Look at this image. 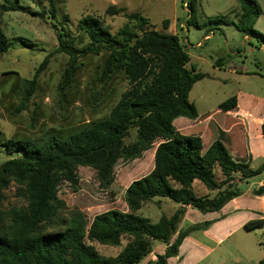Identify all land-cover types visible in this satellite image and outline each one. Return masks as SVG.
<instances>
[{
  "label": "trees",
  "instance_id": "16d2710c",
  "mask_svg": "<svg viewBox=\"0 0 264 264\" xmlns=\"http://www.w3.org/2000/svg\"><path fill=\"white\" fill-rule=\"evenodd\" d=\"M4 12L24 9L17 0H1ZM57 0H46L49 15H58ZM199 0H189V21L197 28L228 25L226 17L198 23L195 7ZM240 15L237 28L245 35L254 34L261 15L256 0H238ZM108 14H117L115 7ZM127 23L117 33H111L105 22L88 15L77 23V30L89 39L88 46L79 49L66 24L61 27L59 46L51 53L65 54L69 61L58 84V92L65 95L72 88L79 60L88 55L106 54L100 80L108 82L122 74L127 88L120 95L109 115L86 124L75 134L60 138L50 135L44 142L26 139L1 141L0 149L9 159L0 165V264H140L153 253L154 245H165L163 254L148 264H168L179 256L184 240L193 232L207 230L211 222L180 230V224L190 206L203 214L218 212L241 195L237 182L249 180L264 172V165L252 169L249 164L235 162L225 145L216 141L204 152L200 137L181 134L174 126L180 117L195 120L198 111L190 101L193 86L207 77L188 68L190 57L178 35L154 29L139 13L126 15ZM66 23L70 22L66 17ZM233 23V21H232ZM133 24V25H132ZM69 26V25H68ZM18 41L29 47L28 39ZM12 41L0 23V57L9 52ZM49 63L47 57L36 69L32 79L26 80L18 111L25 110L35 95L40 75ZM237 105L232 97L220 105L224 111ZM264 134V124L262 127ZM156 148L153 170L132 182L125 190L127 212L110 210L88 222L79 209L70 211L59 197L60 187L67 183L80 190L78 171L92 169L101 189L108 190L115 182V168L120 161H133ZM220 169L224 180H216ZM241 179L236 178V174ZM200 181L216 196L198 197L193 183ZM24 205L9 210L1 207L4 192L11 185ZM264 195V187L254 191ZM155 199H169L178 209L171 217L162 216L152 223L138 213ZM264 221H251L245 229L254 231ZM114 257L101 255L91 244L121 247ZM260 264H264V259Z\"/></svg>",
  "mask_w": 264,
  "mask_h": 264
},
{
  "label": "rangeland",
  "instance_id": "374dc122",
  "mask_svg": "<svg viewBox=\"0 0 264 264\" xmlns=\"http://www.w3.org/2000/svg\"><path fill=\"white\" fill-rule=\"evenodd\" d=\"M256 1L260 6L261 15L254 27L255 33L245 37L236 26L240 15L238 0H199L195 7L199 24L204 25L210 19L221 16L230 21L228 25L207 26L201 29L189 21L191 10L184 6L189 0H57L58 15L55 19L49 15L46 0H17L24 7L17 12H4V4L0 0V23L13 43L9 52L0 57L1 141L26 139L44 142L50 135L67 138L86 124L109 115L111 108L127 88V82L122 74L108 82L100 80L107 55L91 54L81 58V66L72 88L65 95H61L57 87L69 57L65 54L50 56L62 41L60 32L65 24L74 38L76 47L82 49L89 45L87 36L77 30L78 21L88 15L100 17L111 33H117L128 22L126 15L132 13L145 17L150 25L160 32L166 31L164 22L172 25L171 31L174 35H179L181 43L192 57L193 68L207 75L193 87L190 93L191 101L201 103V100L207 99L214 103L217 100L226 101L237 92H248L249 89L237 79L228 83L212 81L207 73L210 66L197 60L205 59L210 65L223 63L224 69L227 70L233 63L236 66H245L250 72L257 71L259 67L264 71V0ZM110 7H115L117 14H108ZM66 17L70 22L66 23ZM169 31L170 29L167 30ZM210 33L212 37L205 40V36ZM19 37L28 39L30 46L19 42ZM47 57L49 63L39 77L35 95L25 110L19 112L25 81L33 78L36 69ZM152 152L153 150L133 161H120L115 168V182L108 190L100 188L92 169L80 168V190L74 191L65 183L60 187L59 197L67 202L70 211H82L89 223L95 216L110 210L127 212L125 190L132 182L153 170ZM8 159L0 149V165ZM218 173V178H223L221 172ZM258 178L264 179V175ZM235 186L243 192L250 187L246 183L239 187V182ZM4 195L1 207L5 210L25 204L14 184ZM162 200L164 202L146 204L138 214L149 218L152 223H158L164 215L171 217L177 210L174 208L177 205L169 199ZM193 211L195 213L191 214L192 216L188 215L183 219L180 230L202 223L200 220L203 213L196 209ZM205 232L206 230L191 233L187 239L189 243H194L190 245L193 251L186 258L169 261L170 264H256L254 260L257 253L264 252V227L254 231L243 229L220 244ZM127 241L128 239L124 238L121 247L104 246L90 243L88 240L87 243L93 245L101 255L114 257L120 253ZM160 245L155 244L153 253L140 264L155 262L156 256L164 251L158 248Z\"/></svg>",
  "mask_w": 264,
  "mask_h": 264
},
{
  "label": "crops",
  "instance_id": "0c3cea01",
  "mask_svg": "<svg viewBox=\"0 0 264 264\" xmlns=\"http://www.w3.org/2000/svg\"><path fill=\"white\" fill-rule=\"evenodd\" d=\"M169 29L170 31L168 33L173 34L171 31V29H173L172 25ZM211 35V33L207 34L204 39L207 40L212 37ZM245 37H247V35ZM188 55L190 57L188 68L194 70L196 73H201L193 68L192 57L189 53ZM197 61L207 63L210 66V71L207 73L208 77H210L209 79L212 81L228 83L237 79L243 83L249 91L245 93L237 92L236 95L231 96L230 98H237V105L235 108L228 111L222 110L220 105L230 98L226 101L217 100L214 103H211V101H208L207 99L201 100V103L191 101L190 99V101L196 106L198 117L195 120L180 117L174 121L175 128L183 135L200 137L203 142L204 152H206L213 143L220 141L228 149L235 162L249 164L252 169H258L264 165V134L262 130L264 124L263 68L259 67L257 68V71L250 72L245 66H236L231 63L229 65L230 69L227 70L224 69L223 63L210 65L207 60H201V58ZM152 150L151 163L153 168L156 148ZM149 151L145 152L142 157L147 155ZM218 172H221L220 169L216 172V180L218 182L223 181L224 177L218 178ZM261 175H264V172ZM235 176L238 180L241 179L239 173ZM257 177L245 180L244 182H239V187L244 183L250 185V187L245 192L241 191L239 197L231 200L221 210L202 215L200 220L202 223H212L205 233L216 243L220 244L232 234L245 229L246 224L251 221H264V195L257 196L254 194L255 190L264 187V179H257ZM193 191L198 197L209 196L212 198L217 194L216 191L209 190L197 180L193 183ZM160 201L164 202L162 199H158V201L155 199V202ZM178 207L179 206H175L174 208L178 209ZM194 213L193 208L187 206L184 218ZM156 244L160 245V243ZM162 245L158 246V248H162V250L165 251V245L161 247ZM190 245L192 246L194 243H189L186 238L180 247L179 256L172 258L169 261L171 262L175 259H180L181 257L186 258V256L193 251V247ZM163 253L160 252V254ZM208 253H210L209 250ZM263 259L264 252H258L254 262L260 264Z\"/></svg>",
  "mask_w": 264,
  "mask_h": 264
},
{
  "label": "built area",
  "instance_id": "2783aa9c",
  "mask_svg": "<svg viewBox=\"0 0 264 264\" xmlns=\"http://www.w3.org/2000/svg\"><path fill=\"white\" fill-rule=\"evenodd\" d=\"M185 7H186V9H188V3H185V5H184Z\"/></svg>",
  "mask_w": 264,
  "mask_h": 264
}]
</instances>
